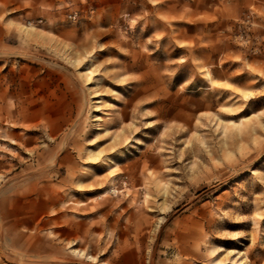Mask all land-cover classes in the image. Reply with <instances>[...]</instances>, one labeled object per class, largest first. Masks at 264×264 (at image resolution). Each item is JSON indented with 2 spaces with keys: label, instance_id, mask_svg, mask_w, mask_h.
Listing matches in <instances>:
<instances>
[{
  "label": "rangeland",
  "instance_id": "rangeland-1",
  "mask_svg": "<svg viewBox=\"0 0 264 264\" xmlns=\"http://www.w3.org/2000/svg\"><path fill=\"white\" fill-rule=\"evenodd\" d=\"M0 264H264V0H0Z\"/></svg>",
  "mask_w": 264,
  "mask_h": 264
},
{
  "label": "built area",
  "instance_id": "built-area-1",
  "mask_svg": "<svg viewBox=\"0 0 264 264\" xmlns=\"http://www.w3.org/2000/svg\"><path fill=\"white\" fill-rule=\"evenodd\" d=\"M68 17L71 19H74L75 18V14H69Z\"/></svg>",
  "mask_w": 264,
  "mask_h": 264
},
{
  "label": "bare ground",
  "instance_id": "bare-ground-1",
  "mask_svg": "<svg viewBox=\"0 0 264 264\" xmlns=\"http://www.w3.org/2000/svg\"><path fill=\"white\" fill-rule=\"evenodd\" d=\"M86 72L89 73V72H91V70L87 68V69H86ZM151 129H152V128H151Z\"/></svg>",
  "mask_w": 264,
  "mask_h": 264
}]
</instances>
